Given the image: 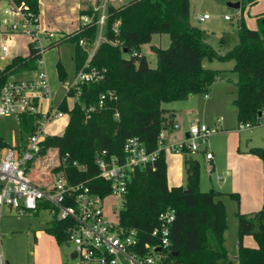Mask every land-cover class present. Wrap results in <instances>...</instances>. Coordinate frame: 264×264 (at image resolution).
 I'll return each instance as SVG.
<instances>
[{
	"label": "trees",
	"instance_id": "16d2710c",
	"mask_svg": "<svg viewBox=\"0 0 264 264\" xmlns=\"http://www.w3.org/2000/svg\"><path fill=\"white\" fill-rule=\"evenodd\" d=\"M25 2L39 14V0H14ZM258 0H250L256 3ZM82 14L93 17L92 23L80 25L74 32L63 35L49 47L64 40L75 43L73 59L75 71L80 70L91 48L100 39L88 61V67L97 68L103 78L81 85L78 101L69 108L65 97L60 107L69 113V120L62 134L47 135L37 155L56 150L57 162L52 172L62 173L69 182H83L93 192L107 194L111 181L100 176L96 158L103 150L109 155L124 157V144L131 137H138L153 151L158 149L160 133L170 125L169 109L164 102L186 99L208 92L213 82L231 79L235 73L237 120L255 126L261 123L264 107V17L259 28L248 27L243 20L237 24V42L225 53H219L206 40V33L190 22V0H129L120 5H110L107 19L100 31L96 23L99 12L93 7L82 9ZM155 33H167L170 45L163 48L151 45L157 57V65L150 66L143 45L149 43ZM229 37V36H228ZM223 38L229 44V38ZM236 37V36H235ZM86 42V48L80 40ZM29 54L15 55L4 67H0V87L13 74L35 70L41 53L33 41H29ZM204 59L234 61L230 70L208 68ZM57 70L61 80L66 71L60 62ZM111 92L112 96H110ZM106 97L100 104L101 95ZM68 95L76 96L74 92ZM37 115H23L21 131L30 134L35 129ZM11 146L0 130L1 151ZM251 151L264 160V147H252ZM186 184L169 186L165 149L160 148L153 165L137 168L128 182L124 206L120 211V224L134 228L142 244L157 243L152 236L159 225V214L167 208L175 210L170 228V247L166 261L177 264H227L231 262L225 248L227 214L223 195L211 188H200L199 160L190 150L184 151ZM36 157V158H37ZM33 162V161H32ZM32 162L28 164V172ZM42 187H48L42 185ZM230 196L238 195L229 193ZM49 204L33 210L35 214ZM52 209V208H51ZM52 218L47 232L59 244L69 241L71 220ZM238 229V255L235 264H264V180L263 202L252 212H236ZM252 235L256 246H247L243 240Z\"/></svg>",
	"mask_w": 264,
	"mask_h": 264
},
{
	"label": "rangeland",
	"instance_id": "374dc122",
	"mask_svg": "<svg viewBox=\"0 0 264 264\" xmlns=\"http://www.w3.org/2000/svg\"><path fill=\"white\" fill-rule=\"evenodd\" d=\"M38 18L43 24L48 23L49 27L56 33L58 38L74 32L81 25L80 3L84 7H91L96 0H39ZM126 2L129 0H125ZM241 2L240 8H234L228 2ZM7 2L0 0V48L4 43V31L8 26L4 25V19L13 20L14 17L5 15ZM208 13L209 18L199 20L198 17ZM264 14V0L251 3L250 0H190V22L198 25L206 33V40L219 53H225L227 48L237 42V24L243 20L250 28H259L258 17ZM230 16V19H226ZM24 25L21 24L18 31L12 34V46L7 52L0 50V67L9 63L15 55L29 54V41L34 37L23 32ZM229 36V37H228ZM234 43L226 46L223 38H229ZM45 45L48 41L44 40ZM155 44L166 48L170 45V36L167 33H155L149 43L143 45L142 51L146 55L150 66L157 65V57L152 51L151 45ZM92 48V47H91ZM89 48L88 58L91 52ZM75 43L69 39L60 42L58 45L49 47L43 54L44 64L38 65L35 70L20 71L11 76L10 79L33 76L38 70L47 69L50 96L44 101L48 106L52 100L57 106L67 94V89L62 83L57 63L60 62L66 73L65 81H72L75 75V61L73 59ZM87 58V60H88ZM86 60V62H87ZM234 61L221 62L218 59H204L203 65L213 68L230 69ZM231 79H219L212 83L208 92H201L191 95L186 99H179L173 102H164L165 108H176L174 124L177 128L164 131V147L167 151V160L172 162L178 157L181 160L182 175H177L175 168L169 171V178L172 182L186 184L183 155L169 151L167 148L173 142L182 141L186 138V130L191 124L199 120L210 129L208 136L209 150L214 152V159L206 158L204 148L194 151L200 164V188L208 191L214 188L225 193L223 195L227 214V230L225 233V248L231 261L238 254V229L236 212L240 209H252L253 198L248 193H243L246 188L252 185L257 186L259 192L256 206L262 205V187L264 180V160L251 151L252 147H264V114L261 123L250 129H239L237 121V108L234 103L236 97V75L231 73ZM69 108L73 106V100H68ZM193 108L194 111L185 112V109ZM184 120H183V118ZM69 120V113L65 112L60 118H55L46 126V135H59L65 130ZM0 130L12 146L23 142L27 132L21 131L18 120L14 116L0 117ZM22 140V141H21ZM173 141V142H171ZM171 142V143H170ZM56 150L51 149L46 155L38 156L30 166L34 182L40 186L51 183L57 174L52 172V164L57 162ZM229 169L233 174H229ZM220 175L222 179H217ZM175 180V181H174ZM42 183V184H41ZM177 185V184H175ZM241 192H239V190ZM261 190V192H260ZM229 193L238 195L239 200ZM121 208L118 198L110 195L103 200L104 214L108 219L117 220V212ZM256 209V208H254ZM56 216L55 209L42 208L37 214L32 211L19 213L16 209L3 205L0 219V251L3 252L9 264H75L71 253L74 249L69 241L59 244L55 237L48 233L46 228L52 218ZM248 240L256 241L252 235ZM227 264H231L230 261Z\"/></svg>",
	"mask_w": 264,
	"mask_h": 264
},
{
	"label": "built area",
	"instance_id": "2783aa9c",
	"mask_svg": "<svg viewBox=\"0 0 264 264\" xmlns=\"http://www.w3.org/2000/svg\"><path fill=\"white\" fill-rule=\"evenodd\" d=\"M7 8L5 15L14 17L13 20L4 19L2 23L8 28L4 31V43L0 50L7 52L12 46V34L24 25L23 32L34 37L35 47L41 53L38 65L44 64L42 59L45 50L53 41L60 39L52 29L40 22L38 14L33 12L25 2L16 3L14 0H5ZM125 0H99L93 7L99 12L96 23L100 31L107 19V10L110 5H120ZM209 14L198 18L204 20ZM230 19V16H226ZM93 17L89 14L81 15V25L92 23ZM63 36V35H62ZM102 38L100 32L98 40L91 48V52L84 66L75 72L72 81H62L67 89L66 98L78 101L81 85L86 82H96L103 78V73L97 68L88 67V61L94 54ZM48 41L45 45L43 41ZM86 48V42L80 40ZM74 92L76 96L68 95ZM112 96L111 92H109ZM50 96V84L47 69L38 70L35 75L22 78L9 79L0 87V116H14L18 123L22 122L23 115H37L34 121L35 129L27 135L25 142L16 146H8L0 155V219L3 205L16 209L19 213L36 210L41 203L49 204L57 211L60 220L74 222L68 228L69 242L73 244V258L75 264H177L166 261L170 247V228L175 219V210L167 208L159 214V225L152 231L157 243L142 244L138 231L134 228L126 229L120 224V211L124 206L128 182L137 168L153 165L158 157L159 149L164 146V131L158 137V149L150 151L136 136L129 138L124 144V157L109 155L103 150L98 154L96 162L99 166L100 176L111 181L110 191L102 195L93 192L83 182L73 184L58 174L48 187H42L34 182L28 172V164L34 161L42 149V141L47 136L46 126L55 118L64 115L60 105L54 106L50 100L48 106L44 101ZM106 95L102 94L99 103L102 104ZM264 114V107L262 109ZM174 127H178L174 124ZM250 123H240L239 129H250ZM210 129L196 120L189 126L186 138L182 141L168 145L169 151L175 154L206 150V158L212 159L214 154L208 149V136ZM114 195L118 198L121 208L115 213L117 220L108 219L104 214L103 200ZM159 249V250H158ZM0 264H9L2 251H0Z\"/></svg>",
	"mask_w": 264,
	"mask_h": 264
},
{
	"label": "crops",
	"instance_id": "0c3cea01",
	"mask_svg": "<svg viewBox=\"0 0 264 264\" xmlns=\"http://www.w3.org/2000/svg\"><path fill=\"white\" fill-rule=\"evenodd\" d=\"M99 0H96V1H94L93 2V4H92V6L91 7H94L95 6V4H97V2H98ZM259 1V0H258ZM257 1V2H258ZM256 2V3H257ZM84 3L83 2H81L80 3V6H79V10L81 11L82 9H86L84 6ZM87 8H89V7H87ZM205 14H208V13H205ZM210 17V16H209ZM208 17V18H209ZM261 17H264V14L263 15H260L259 17H258V20L261 18ZM208 18H206V19H208ZM199 19V18H198ZM227 19V18H226ZM200 20V19H199ZM46 25H48L49 26V24L48 23H45ZM234 36H233V39L232 40H230V42H229V44H226V46H231L233 43H234ZM153 45V44H152ZM155 45V44H154ZM229 48H227L226 50H228ZM220 61V60H219ZM221 62H223V61H221ZM225 62H227V61H225ZM205 66V65H204ZM233 66H234V63H233V65L231 66V68L230 69H232L233 68ZM206 67V66H205ZM208 68H213V67H208ZM216 68V67H215ZM216 69H225V70H230V69H227V68H222V67H218V68H216ZM29 71H31V70H29ZM27 72V71H26ZM190 97V96H189ZM188 97V98H189ZM64 98H65V96H64ZM64 98H63V100H64ZM70 99H72V98H67V102H68V100H70ZM62 100V101H63ZM73 100V99H72ZM52 101V100H51ZM61 102V101H60ZM59 102V103H60ZM74 103V102H73ZM52 104H53V102H52ZM167 109H169V112L167 113V116L170 118V125L165 129V130H168V129H172V128H176V127H174V120H175V118H176V108H174V107H171V108H167ZM192 112V111H194V109L193 108H187V109H185V112L187 113V112ZM1 117V116H0ZM182 118H183V116H182ZM183 120H184V118H183ZM238 121V120H237ZM21 124V123H20ZM19 124V125H20ZM185 130H186V135H187V132H188V130H189V127L188 128H185ZM26 139V138H25ZM22 141V140H21ZM23 142H25V140H23ZM23 142H21V143H18V144H16V145H20V144H22ZM171 142H173V141H171ZM170 142V143H171ZM174 143V142H173ZM209 148V147H208ZM165 149V148H164ZM204 152V154H205V156H206V150H204L203 151ZM213 152V151H212ZM165 154H166V161H167V165H168V170H167V177H168V184H169V186H174L175 184H177V185H180L179 184V182H172L171 180H170V176H169V171H172V169L173 168H175L176 169V171H177V175H179V176H181L182 175V172L180 171L181 170V160H179V158L178 157H176V158H174L173 159V161L172 162H169L168 160H167V151H166V149H165ZM213 154H214V152H213ZM179 155H183V157H184V160H185V156H184V153H181V154H177V155H175V156H179ZM196 157V156H195ZM197 158V157H196ZM212 159H214V157L212 158ZM212 159H210V160H212ZM55 164V163H54ZM53 165V164H52ZM228 173L229 174H233V170H231V169H229V171H228ZM29 174L31 175V177H32V173H30V171H29ZM32 179H33V177H32ZM217 179H222V177L220 176V175H218L217 176ZM35 181V180H34ZM175 181V180H174ZM42 184V183H41ZM51 183H47V184H44V185H46V186H49ZM239 190V192H241V190L240 189H238ZM259 192V190H258V188H257V186L255 187V188H252V185L249 187V188H246L245 190H244V192L243 193H248V196L250 197V198H253V207H251L252 209H250V210H248V209H242V210H238V211H240V212H252V211H256V210H258V209H260L261 207H257L256 206V204H257V201H258V193ZM260 192H261V190H260ZM261 197H262V202H263V187H262V192H261ZM262 206V205H261ZM254 208H256V209H254ZM248 235H246L245 237H244V240H243V242H244V244L245 245H247V246H256L257 245V242H256V244L255 243H253L252 242V240H248ZM255 239V238H254ZM256 241V240H255ZM72 253H73V251H72ZM71 253V254H72ZM238 255V254H237ZM237 255L236 256H234L233 258H234V260L233 261H231L230 263L231 264H235V262H236V260H237Z\"/></svg>",
	"mask_w": 264,
	"mask_h": 264
},
{
	"label": "water",
	"instance_id": "95a60500",
	"mask_svg": "<svg viewBox=\"0 0 264 264\" xmlns=\"http://www.w3.org/2000/svg\"><path fill=\"white\" fill-rule=\"evenodd\" d=\"M228 4L234 8H240L241 6V2L240 1H237V2H228ZM262 114V112H260V115ZM159 250V249H158ZM71 257L72 258H75L76 257V252H73L71 254Z\"/></svg>",
	"mask_w": 264,
	"mask_h": 264
}]
</instances>
